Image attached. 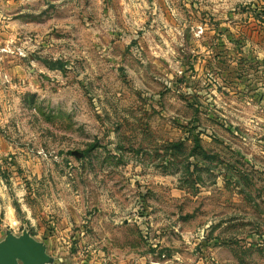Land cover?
Returning a JSON list of instances; mask_svg holds the SVG:
<instances>
[{"label": "rangeland", "instance_id": "rangeland-1", "mask_svg": "<svg viewBox=\"0 0 264 264\" xmlns=\"http://www.w3.org/2000/svg\"><path fill=\"white\" fill-rule=\"evenodd\" d=\"M23 228L70 264H264V0H0Z\"/></svg>", "mask_w": 264, "mask_h": 264}, {"label": "water", "instance_id": "water-1", "mask_svg": "<svg viewBox=\"0 0 264 264\" xmlns=\"http://www.w3.org/2000/svg\"><path fill=\"white\" fill-rule=\"evenodd\" d=\"M0 264H70L65 256L54 257L48 245L23 228L16 234L7 229L0 239ZM78 264V263H75Z\"/></svg>", "mask_w": 264, "mask_h": 264}, {"label": "trees", "instance_id": "trees-1", "mask_svg": "<svg viewBox=\"0 0 264 264\" xmlns=\"http://www.w3.org/2000/svg\"><path fill=\"white\" fill-rule=\"evenodd\" d=\"M59 68H60V65H57ZM50 67L52 68V69H54V68H56V65L55 64H50Z\"/></svg>", "mask_w": 264, "mask_h": 264}, {"label": "crops", "instance_id": "crops-1", "mask_svg": "<svg viewBox=\"0 0 264 264\" xmlns=\"http://www.w3.org/2000/svg\"><path fill=\"white\" fill-rule=\"evenodd\" d=\"M49 252V251H48ZM50 254V253H49ZM51 255V254H50ZM52 256V255H51Z\"/></svg>", "mask_w": 264, "mask_h": 264}]
</instances>
